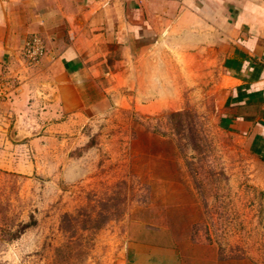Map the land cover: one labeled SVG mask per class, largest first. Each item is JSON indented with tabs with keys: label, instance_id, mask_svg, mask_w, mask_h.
Segmentation results:
<instances>
[{
	"label": "rangeland",
	"instance_id": "374dc122",
	"mask_svg": "<svg viewBox=\"0 0 264 264\" xmlns=\"http://www.w3.org/2000/svg\"><path fill=\"white\" fill-rule=\"evenodd\" d=\"M181 101H121L49 140L34 175L0 170V264H264V156L222 129L217 72ZM45 145V144H44Z\"/></svg>",
	"mask_w": 264,
	"mask_h": 264
},
{
	"label": "crops",
	"instance_id": "0c3cea01",
	"mask_svg": "<svg viewBox=\"0 0 264 264\" xmlns=\"http://www.w3.org/2000/svg\"><path fill=\"white\" fill-rule=\"evenodd\" d=\"M34 35L46 55L31 66ZM210 69L222 129L264 156V0H0V170L34 175L49 140L116 96L181 101L177 87ZM124 264L182 261L135 246Z\"/></svg>",
	"mask_w": 264,
	"mask_h": 264
},
{
	"label": "built area",
	"instance_id": "2783aa9c",
	"mask_svg": "<svg viewBox=\"0 0 264 264\" xmlns=\"http://www.w3.org/2000/svg\"><path fill=\"white\" fill-rule=\"evenodd\" d=\"M45 55L46 48L41 37L34 35L26 41L24 46V57L29 65H38Z\"/></svg>",
	"mask_w": 264,
	"mask_h": 264
}]
</instances>
